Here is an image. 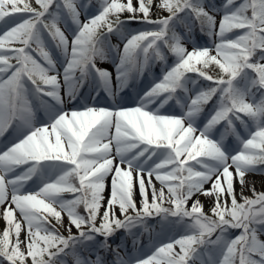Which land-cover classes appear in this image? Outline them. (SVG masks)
<instances>
[{"label":"snow or ice","instance_id":"snow-or-ice-1","mask_svg":"<svg viewBox=\"0 0 264 264\" xmlns=\"http://www.w3.org/2000/svg\"><path fill=\"white\" fill-rule=\"evenodd\" d=\"M136 3L101 0L98 14L81 22L75 0H34L35 6L33 0H0V136L19 122L17 142L0 152V218L5 222L0 264H237V258L238 264H264V241L258 235L264 234V192L253 187L254 199L243 195L246 175L264 168V0H223L219 6L205 0ZM153 7L167 15L153 19ZM63 10L75 26L64 20L68 35L58 26ZM124 12L129 16L122 20ZM132 22L151 27L127 32ZM196 24L212 46L194 44L189 51L182 40ZM181 25L188 36L178 33ZM45 33L59 53L56 59L45 49ZM112 35L121 37L122 50L110 42ZM97 59H112L117 90L127 82L128 65L143 72L160 62L162 79L135 107L65 110L61 74L69 102L78 99V89L89 78H98L114 95L111 74L97 67ZM213 66L217 75L211 74ZM30 95L50 98L40 100L47 116L41 126L34 123ZM214 98L206 123L198 127L197 117ZM170 101L181 115L160 113ZM217 125L224 128L219 140L211 138ZM226 134L235 136L237 148L224 143ZM20 165L26 170L15 175ZM33 177L37 189L22 192ZM234 181L241 186L242 202ZM66 193L73 198L66 199ZM198 195L212 198L211 215L192 199ZM153 214L163 226L183 233L154 242L152 254L143 258L117 242L123 230L137 248V233L147 231L146 220ZM231 230L240 231L231 237Z\"/></svg>","mask_w":264,"mask_h":264},{"label":"rangeland","instance_id":"rangeland-1","mask_svg":"<svg viewBox=\"0 0 264 264\" xmlns=\"http://www.w3.org/2000/svg\"><path fill=\"white\" fill-rule=\"evenodd\" d=\"M58 2H60V0H58ZM91 2H93V1L92 0H75L77 11L80 13L79 19L81 20V22H84L86 20V18H88V17H91V16H94V15L98 14V11L100 9L101 0L98 1L99 5H97V6H92ZM122 2H126V0H122ZM215 2H216L215 0H205L206 4L214 3L217 6H219L223 2V0H221V3L219 5L217 3H215ZM33 4H34V0H33ZM133 4H134V6H137L136 0H133ZM34 6H35V4H34ZM53 10H54V6H53ZM66 13H67L66 10H63V12H62L63 19L58 24V26L61 28L62 31H65L64 20L67 21V23H68L70 28H74L75 27L74 25H72L71 18ZM150 15H151V17L153 19H155V18H157L158 15L166 16L167 13L164 12L163 10H159L156 7H153L152 10H151ZM128 16H129V13L124 12L123 14H121V19L122 20L126 19ZM5 19H7V18H5ZM219 19H220V15L217 14V23H218ZM3 27H4L3 26V22H0V33H2ZM149 27H151V26L145 25V24H141L140 26H138L136 28H126V31L127 32H135L137 30L145 29V28H149ZM177 31H178V33H180L182 35V37L188 36V33L186 32V30L184 28L180 29L179 26H178ZM65 34L68 35V32L65 31ZM43 39L45 41V49L46 50H51L54 59L58 58L59 57V53L54 49L53 42L51 41V38L47 35V33L44 34ZM110 42L112 44H114V45H119V47L122 50L123 43L121 42V37L119 35H112L110 37ZM182 42L185 44V47L189 51H191L193 49V45L194 44L198 45V46H205V45H207L209 47L212 46V41L208 37L206 39H204V40H198V39L192 38L191 34H190V37L187 40H182ZM33 47H35L34 44H33ZM32 54L34 56H36L37 59H39V57H38V55L36 53H32ZM212 54L214 55L215 53L212 52ZM112 55L114 56V54H112ZM169 56L171 58V61L168 59V64L171 65L173 60H174V57H172L171 55H169ZM115 60H116V63H119L118 57H116ZM156 64H157V62L153 63L150 67L144 69L143 72L140 71L139 66H136V67H133L132 65H128V66L130 67L131 72L135 74L136 82H137L139 80V78L144 74L145 71L149 70L150 72L151 71L153 72ZM96 65L99 68L106 69L111 74V88L116 92V90H117V81H116L117 73H116V70H115V64L112 62V59H108V60H105V61H100L99 59H97L96 60ZM128 66H127V68H128ZM162 67H163L162 64H160V66L158 68L156 67L159 70L158 74L156 72H154V74H152L150 76L149 80H147V82H144V86L140 87L142 89V91L140 92L141 93L140 96H142L144 94V92L148 91L153 86V84L155 82H158L160 79H162V74H163L162 73ZM61 72H62V70H61ZM218 72H219V70L216 69L215 66H213V71L211 72V74L217 75ZM76 75L79 76V72H77ZM186 75H188L189 77H192V78H196V74L195 73H187ZM58 79H59L60 84H61V92H60V94L65 99V103H66L68 101V98H67V96H65V86H64V83H63L62 74H61L60 77H58ZM92 82L96 86L100 85L99 81H98V78L95 81H92ZM203 83H209V82H203ZM28 86L31 87L30 82H28ZM188 87L191 88V85H188ZM91 95H92V92H91ZM191 95L194 96L195 93H191ZM114 96L115 95L109 96V98H108L109 101L114 102ZM37 97L38 96H36V95H30V97H29L30 102L33 103V100L36 99ZM100 98L101 97L98 96L97 99H100ZM44 100H47V101L51 102L50 98H48V97H45ZM214 102H215V98H214V100L212 102L209 103L207 111L204 112L203 115L200 114V116L197 117L196 125L198 127L202 128L204 123H206V120L209 117V113H210V110H211V107H212V103H214ZM88 106L90 107L91 105H88ZM32 107H34V105H32ZM35 110H37V109H35ZM184 110L186 111L187 109L185 108ZM160 113L164 114V115H177V116H179V115H181V109L180 108L176 109L174 106H170L168 104V105H165L163 108L160 109ZM40 118L43 119V122L47 121V116H46L44 110H42V115L40 116ZM35 122H36V119H35L34 123ZM17 123H19V122H17ZM14 124L16 125V122ZM237 124H238V122H237ZM35 125L36 126H41V123H38V124L35 123ZM12 127H11V129H12ZM238 131L241 133L242 136L246 137V133L244 132V129L242 127H238ZM7 132L8 131L6 130L4 132V134L2 136H0V152L5 150V146L6 145L7 146H11L12 143L17 142V130H16V127H15L14 131H10L8 133ZM223 132H224L223 126L222 125H217L213 129V131L211 133V138L219 140L220 136H221V133H223ZM105 142H107V141H105ZM224 143L227 144L230 148H237L238 147V141L236 140L235 136H233L231 134H226ZM112 155L115 156V147L112 149ZM115 160H114V163H119V160H117V159H115ZM26 167H27V165L18 166L16 168L14 174L15 175L21 174L23 171L26 170ZM121 167L125 168L126 165H121ZM254 172L255 173H261V174L264 175V169L263 168H261L260 170L254 171ZM12 175L13 174L10 173L9 174V178H11ZM145 179L147 180V176L146 175H145ZM34 181H35L34 184H36V186H35V188H33L32 191L36 190L37 189V185L39 184V181L37 179H35ZM152 182L156 186L157 189L160 188V184L155 179L154 175L152 177ZM237 185H238V182L234 181V189H235L236 199H237L238 202H242L241 196H240V194L238 192V189H237ZM210 187H211L210 184H206L205 185V188H210ZM109 193H110V185L106 188V190L104 192L105 203H106V199H107ZM165 193H167V189H165ZM63 195H64V197L66 199L73 198L72 194H67L66 193V194H63ZM135 198L137 200V205L139 206V199L140 198H139L138 184L136 186ZM229 204H230V201H229ZM211 205H212V198L207 197L206 203H205V208L203 210L208 215H211V213L209 211ZM168 206H169L168 204L164 205V207H168ZM190 206H191V204L188 205V207H190ZM258 207H259L258 205L254 206V208H258ZM78 211L82 215L84 214L82 207L80 209H78ZM16 215H17V218L19 219L20 217H19V213L18 212L16 213ZM117 215L119 216L118 209H117ZM62 220H63V224L65 226H67L69 222H68V218H67L66 214H62ZM53 223H54V221H53ZM146 225H147V231H145L144 229H140V232H143V235H139V232L137 233V235L139 236V244H138L137 248L133 249V247H132V237H130L126 233H124L123 230H121L120 232L117 233V235H116V239L118 238L117 242H119V239H121L122 237L124 238V236L129 238V240H130L128 242V245L130 246L129 247L130 248L129 252H131V253H133L135 255H139V256H141L143 258V257H147V256L152 254V252L154 251V248L152 246L154 242L157 243V244L160 241L167 242L170 238H178L183 233V229L182 228L163 226L161 221H160V218L158 216H156L155 214H153L152 217H150V218H148L146 220ZM4 227H5V222H3V221L1 222L0 221V231H2ZM76 231L77 230L75 229V227H73L72 228V232L76 233ZM133 231H136V229H133ZM239 231L240 230H231V232H230L231 237H234L235 235H238ZM60 232L62 234H64V235H67V232L63 228L60 229ZM258 235H259V238L262 241H264V234H258ZM150 236H151V240L149 238ZM20 238L24 239L23 232L21 233V237ZM214 238L215 237L213 236V239ZM254 258L258 259V257H254ZM0 259H2V258H0ZM4 264H7V262L5 261ZM237 264H238V258H237Z\"/></svg>","mask_w":264,"mask_h":264},{"label":"bare ground","instance_id":"bare-ground-1","mask_svg":"<svg viewBox=\"0 0 264 264\" xmlns=\"http://www.w3.org/2000/svg\"><path fill=\"white\" fill-rule=\"evenodd\" d=\"M113 134H114V130H113ZM105 141H102V143L105 142ZM111 147H112V149L115 147L114 143L111 145ZM112 156L115 157L114 155H112ZM106 184H107V187L109 185L111 186V175H109V177L106 178ZM28 186L29 185H24V188L28 187ZM253 187L255 188L256 193L264 192V175L263 174H257L255 172H250V173H248L246 175V177H245V186L243 188V195L245 197L254 199L255 197H254L253 192L251 190ZM24 188H22V189H24ZM237 189H238V192L240 194L241 193V186H240L239 182H238V185H237ZM192 199L193 200L199 199L200 202L203 205V209L205 208V203H206V199H207L206 196L198 195V196H194ZM191 203H192V200H190L188 202V205L191 204ZM2 210H3V206L0 207V215H2ZM0 221L2 222L3 219L0 218ZM23 235H24V232H23Z\"/></svg>","mask_w":264,"mask_h":264}]
</instances>
